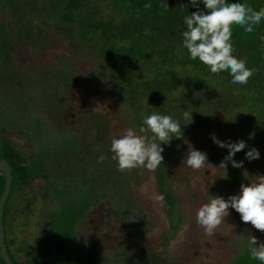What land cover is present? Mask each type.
Listing matches in <instances>:
<instances>
[{
	"label": "trees",
	"instance_id": "1",
	"mask_svg": "<svg viewBox=\"0 0 264 264\" xmlns=\"http://www.w3.org/2000/svg\"><path fill=\"white\" fill-rule=\"evenodd\" d=\"M227 2L244 3L255 11L264 8V0H227ZM149 3L151 8L145 9L144 5ZM198 7L201 11H206L202 3H199ZM196 10L197 8L191 6L190 0H0V12L10 14L13 20L10 29L0 22V105H3L2 108H4L8 104L11 110H17L24 116L26 113L28 114L27 110L29 109L31 114L26 120V126L29 129L31 126L34 133H40L41 126L38 124L43 123V119L33 115L32 110L28 108L32 104L34 108L36 102L34 95L32 93L29 95L26 91L27 89L36 90L38 87H45L52 90L54 99L60 100L64 98L60 91H66L62 90V87L65 89L67 87V73L61 64L56 70L44 69L20 73L21 67L18 61L14 60L12 50L22 41L39 49L49 43L51 36H57L72 44L74 49H79L78 52H82L83 55L86 53L85 51L91 53L100 66L99 73L103 72L105 75L102 85L104 83L111 85L114 90L118 91L120 100L134 108L137 118L135 122L138 127L143 126L145 115H141L142 113H156V109L163 113L164 103L168 101L167 106L175 103L174 93L179 89L184 92L180 93L183 98L190 96L192 104L185 110L192 112V122L187 126L182 125V139H176L173 136L171 142H177L174 151H180L181 144L185 140L188 142L189 134L204 136V131L209 133L213 130H218L215 135L222 133L224 138L230 142L240 139L245 142L247 148H256L258 151L259 149L262 151L264 150V40L261 37H264V19L254 27L252 33H245L244 29L238 25L232 26L230 42L234 48L233 55L238 59L245 60L247 68L256 69L247 84L239 85L230 82L232 77L228 71L211 73L208 66L200 62L198 58L191 59L187 50L182 47V33L187 30L183 22L184 17ZM13 73L14 76L11 75ZM18 76L20 77L18 78ZM95 76L97 79L102 78L96 74ZM183 86H186V89H182ZM41 102L42 105H39L38 109L43 110L42 108L54 100L45 96L42 97L40 104ZM169 111L171 110L167 109L165 113ZM183 111L166 115L172 116L184 124L187 122L182 120ZM23 118L26 119L20 115L17 117L18 120ZM4 121L0 118V124L3 127ZM10 123H13L12 118H10ZM85 126V129L89 130L88 135L91 139H103L107 134L106 121L89 122ZM132 127L134 128V126ZM6 135L1 136L5 141L0 150V160H5L9 164L12 183L4 205L3 228L6 207L7 205L11 207V202H14L12 192L16 191L14 189L18 183L25 185L28 179L30 181L32 178L28 170L30 165L26 166L28 155L21 153V149L15 147V144ZM237 135L238 137H236ZM71 139L72 137L68 139V143L72 142ZM209 141L212 142L211 137ZM68 143L65 141L63 145ZM105 143L107 146H104V152L98 154L92 149V152L87 154L89 156L87 160L91 162L94 155L97 162L99 157L104 155L103 162L108 161L109 164V157L113 155L110 151L111 141ZM210 147L228 155L226 148H220L214 143ZM39 148L42 149L40 153L43 151L42 155L47 156L46 162L52 161L53 164L54 161L62 157L58 151L56 156H50L48 153L50 147L48 148V146ZM164 151L167 155L163 157L162 164L156 168V175L159 191L165 198L164 208L169 223L168 232L171 235L178 231L184 217L180 212V204L170 179L171 166L168 162L172 152L170 147ZM241 152L235 155H239ZM81 153L82 151L74 152V155L78 158L77 154ZM260 156L264 158V153L260 152ZM36 157L38 158L36 162L43 159L40 158V154ZM99 164L96 165L95 181L97 186L100 188V186H109L110 184L114 188L121 187L122 179L119 175L109 178L107 177L108 173L102 168L98 173ZM67 169L69 166L62 165L58 169L59 174L61 175ZM116 169L119 170L118 166ZM64 176H66L65 173ZM244 180L245 175L240 168L230 166L223 181L224 192L234 193ZM4 184V176L0 173V197L4 190ZM114 190L112 197L109 194L106 196L109 195V198L118 201V210L123 213L128 212L130 199L127 200L128 198L124 197L120 191L118 200L117 189ZM54 191L59 194V190L54 188L53 193ZM53 193L52 191L51 194L47 192L44 196H51ZM100 197L102 196L93 197L94 204ZM41 214L42 217H45L43 212ZM16 221L14 220V222ZM38 223L41 224V233L45 228V221L39 220ZM135 223L140 226L142 221ZM18 226L20 230L28 229L25 225L21 226L20 223ZM169 235L167 236L166 233L164 237V246L171 239ZM244 235L248 240L249 236L245 232ZM48 236H52V234H48ZM4 239L12 264H24L20 258L24 260L25 264H167L165 261H161L158 255H149L150 252L147 249L130 252V249L125 247L114 260L109 262L93 250L78 254V251L80 252L78 244L74 243V248H71L62 244L63 242L60 243L65 241L64 238H58L53 242L40 238L35 244L37 250L30 251H27L26 247H21L13 239H8L5 233ZM234 242H236L235 239ZM8 244L13 252L17 250L16 247L19 244L20 249L18 248L15 252L16 255L13 256V253L8 250ZM257 262L258 260L251 257L249 246H246L243 253L233 257L229 264H257ZM0 264H4L1 255Z\"/></svg>",
	"mask_w": 264,
	"mask_h": 264
},
{
	"label": "rangeland",
	"instance_id": "2",
	"mask_svg": "<svg viewBox=\"0 0 264 264\" xmlns=\"http://www.w3.org/2000/svg\"><path fill=\"white\" fill-rule=\"evenodd\" d=\"M12 21L10 14L0 12V22L7 29L12 26ZM49 40L47 45H43L39 49L22 41L12 50L14 60L18 61L21 67L20 73L44 69L56 70L60 64L67 73V87L66 89L62 87V90L66 91H60L64 97L60 100L54 99L52 90L45 87H38L36 90L27 89L26 91L29 95L31 93L34 95L36 102L34 108L33 104L28 108L32 110L33 115L43 119V123L38 124L41 126L40 133H34L31 126L30 129L26 126V120L31 114L29 109L27 110L28 114L26 113L24 116L17 110H11L8 104L4 108H2L3 105H0V118L5 120L4 127L0 124V150L5 141L1 136L7 134L6 136L15 144L14 146L21 149V153L28 155L26 166L30 165L28 170L31 173L30 177L32 176L25 185L17 184L14 189L16 191L12 192L14 202H11V207L8 205L6 207L4 233L8 239H13L21 247H26V250L30 251L37 250L35 244L40 238L46 239L48 242L64 238L65 241L60 243L63 242L62 244L71 248H74V243L78 244L80 249L78 254L93 250L109 262L114 260L125 247H128L130 252L147 249L150 252L149 255H158V258L167 264H229L233 257L241 255L243 249L249 246L244 232L248 236L256 237L259 242H264V232L254 229L251 224L243 223L240 215L231 208L228 210L229 215L225 218V223L218 226L210 237L196 223V210L209 201V195H218L227 200L229 196L239 193V189L231 194L224 192L225 174L222 169L205 166L195 170L182 161L187 151L192 147L194 150L206 154L207 164L217 167L226 155L211 148L210 145L213 141L210 143L209 138L211 135H215L218 130L209 133L204 131L205 137L199 134H189L188 142L185 140L181 144L180 151H174L177 142L170 141L171 146L170 143L161 144L164 150L170 147L172 152L168 162L171 166L170 179L180 204V212L184 217L178 231L171 235L168 232L169 223L166 218L164 201L158 202L155 199L156 195L161 194L156 170L149 171L146 168L137 167L120 171L116 169L117 163L111 156L109 164L108 161L99 164L98 173L102 168L108 173L107 177L109 178L119 175L122 179L121 187L114 188L109 184V186H100L99 188L95 181L98 162L94 155L91 162L87 160L89 159L87 154L92 149L101 154L105 150L104 146H107L105 142L119 138L126 129L133 128L132 126L138 134H141L139 133L141 126L138 127L135 122L137 120L136 111L133 107L127 106L126 102L120 100L118 91L114 90L111 85L105 83L102 85L105 75L103 72L99 73L100 66L91 53L85 51L86 53L83 55L82 52H78L79 49H74L72 44L67 43L61 37L51 36ZM20 73L19 75H21ZM95 74L102 78L97 79ZM11 75L14 76V73ZM182 89H186V86H183ZM181 92L184 93L179 89L174 93L175 103L167 106L168 101H166L163 105L164 112L156 109V113L166 115L190 108L191 97L183 98ZM45 96L48 99L52 98L54 102L40 110L38 109L39 105H42L40 101ZM167 109L171 111L165 113ZM143 114L150 115L148 112L141 115ZM19 115L26 119L18 120ZM10 118H12V124ZM98 120L106 121L107 134L104 136L102 132L105 137L103 139H91L85 125ZM197 127L201 128L199 125ZM141 135L151 137L152 133L146 132ZM215 136L221 142L228 141L222 133ZM69 137H72L70 143H68ZM238 140L240 139L234 140L233 143ZM65 141L68 144L63 145ZM47 146L50 147L48 149L50 156H56L58 151L60 156L67 157H61L62 159L59 158L53 164L52 161L46 162L47 156L42 155L43 151L40 153L42 149L39 147L46 148ZM250 149L246 147L239 155L233 157L235 161L243 162V168L240 170L242 172L247 170L249 174V176L245 175L243 182L245 185L251 182L253 176L264 175V158L262 156L252 161L245 159V154ZM80 151L82 153L77 154L79 156L77 158L74 152L80 153ZM258 152L259 154L260 152L264 153V150L259 149ZM38 154L41 159L43 158L40 162H36ZM165 155L167 153L163 151L162 156ZM62 165L69 166V169L60 175L58 169ZM230 166L232 165L228 162L227 170ZM54 188L59 190V194L56 191L53 193ZM206 188L209 195L206 193ZM114 189H117L118 200L120 191L124 197L128 198L127 200L130 199L128 212L123 213L118 210V201L109 198V195L111 197L114 195ZM50 190L53 195L44 196L47 192L51 194ZM106 194L109 195L106 196ZM97 195L102 197L94 204L93 197L96 198ZM41 212L45 214V217H42ZM14 220L17 221L14 222ZM39 220L45 221V228L41 233ZM140 220L142 224L136 225L135 222ZM19 223L21 226L25 225L28 228L27 231L20 230ZM166 233L171 239L164 246ZM48 234H52V236H48ZM19 244L16 247L17 250ZM7 247L14 256L17 250L13 252L9 244ZM20 261L25 264L23 259L20 258ZM257 264H261V262L258 261Z\"/></svg>",
	"mask_w": 264,
	"mask_h": 264
},
{
	"label": "clouds",
	"instance_id": "3",
	"mask_svg": "<svg viewBox=\"0 0 264 264\" xmlns=\"http://www.w3.org/2000/svg\"><path fill=\"white\" fill-rule=\"evenodd\" d=\"M199 3L204 5L206 11L199 9ZM190 4L197 10L184 17L183 22L187 30L182 33V47L187 50L191 59L198 58L200 62L208 66L211 73L228 71L232 77L230 81L232 84H247L256 69L247 68L245 60L233 55L234 48L230 42L232 26L238 25L244 29L245 33H252L254 27L264 19V8L255 11L244 3H228L227 0H190ZM144 8H151V4H145ZM261 39L264 40V37ZM191 114L192 112L187 110L182 112V120L187 122L182 124L180 120L172 116L154 112L145 115L143 126L139 128V133L151 132V137L138 134L133 128H128L119 138H113L110 151L118 169L125 171L143 167L149 171H155L163 162L164 148L161 144H169L173 136L176 139H182V125L187 126L192 122ZM211 139L218 147L226 148L228 151V155L217 167L207 164L206 154L192 147L182 161L195 170L205 166L222 169L225 176L228 162L234 168H243V162H237L233 157L246 148L244 141L221 142L214 134L211 135ZM259 158L260 154L255 148H251L245 154V159L249 161ZM104 160L105 156L101 155L97 162L103 163ZM243 175L249 176L247 170L243 172ZM253 177L247 185L242 183L239 193L229 196L227 200L218 195H209L206 188L209 201L202 204L195 215L196 223L204 229L207 236H212L217 227L225 223L230 208L240 215L243 223L251 224L254 229L264 232V175L257 174ZM155 199L163 202L165 198L159 194L155 196ZM248 244L251 257L264 264V242H259L256 237L250 235Z\"/></svg>",
	"mask_w": 264,
	"mask_h": 264
},
{
	"label": "water",
	"instance_id": "4",
	"mask_svg": "<svg viewBox=\"0 0 264 264\" xmlns=\"http://www.w3.org/2000/svg\"><path fill=\"white\" fill-rule=\"evenodd\" d=\"M0 173L3 174L5 180L4 190L0 197V255L2 257L4 264H12L6 250L5 239H4V228H3V210L8 195L10 193L11 183H12L11 168L5 160H0Z\"/></svg>",
	"mask_w": 264,
	"mask_h": 264
}]
</instances>
